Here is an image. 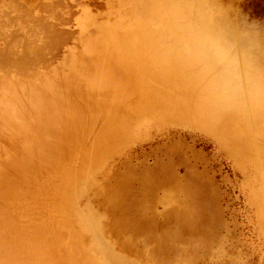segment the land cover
<instances>
[{
  "label": "bare ground",
  "instance_id": "6f19581e",
  "mask_svg": "<svg viewBox=\"0 0 264 264\" xmlns=\"http://www.w3.org/2000/svg\"><path fill=\"white\" fill-rule=\"evenodd\" d=\"M215 6L211 0L111 1L106 18L86 13L79 20V49L50 74L25 77L36 69L31 54L39 58L30 59L34 64L41 61V45L30 57L31 51L12 57L13 43L0 47V71L11 73L0 83V264H103V244L95 247L91 239L94 226L121 253L141 259L145 251L134 237L145 223L155 230L154 218L172 223L164 234L199 227L195 196L209 185L205 174L191 175L195 187L170 164L142 168L134 186L139 171L126 165L148 131L160 136L178 126L215 136L245 176L243 189L264 234L259 41L229 25ZM60 33L43 49L61 43ZM83 195L99 214L80 215ZM163 233L158 237L169 236ZM145 254L142 261L151 264L153 256Z\"/></svg>",
  "mask_w": 264,
  "mask_h": 264
},
{
  "label": "rangeland",
  "instance_id": "374dc122",
  "mask_svg": "<svg viewBox=\"0 0 264 264\" xmlns=\"http://www.w3.org/2000/svg\"><path fill=\"white\" fill-rule=\"evenodd\" d=\"M111 1L113 3L115 0H0V47L5 45L2 50H7V43L15 44L9 46L10 51L12 57H19L31 49L37 50L36 47L41 45L39 47L42 49H39L42 50L41 57L44 61L41 58L37 62L39 58L32 51L29 52L28 57L32 55L31 58L37 59L35 64L31 61L33 59H28L31 68L36 69L29 68L31 73L27 71L25 77L27 74H50L56 68L65 67L73 52L79 49V20L86 13L92 14L97 20L106 18L111 14ZM211 1L216 5L215 13L222 12L229 25L250 31L258 38L259 46L254 53L258 62L264 65V0ZM57 30L65 36L64 40L61 43L53 42V46L50 45L52 47L46 48L48 45H45L44 50L42 44L53 38L54 31ZM10 51L8 49L4 54H9ZM9 69L15 70L11 67ZM1 72L3 71H0V83L9 78L5 75L11 76L10 72ZM16 76L20 81L27 79L23 78L24 75L22 78L19 74ZM178 127L172 129L171 134L164 133L160 136L155 129L148 131V136L145 135L133 145L126 165L131 162L136 166V171L142 168V171H146L155 167L163 170L170 164V168L182 182L195 187L197 182L190 178L191 175L205 174L209 185L202 187L198 196H195V202L200 206L199 227L193 230L179 227L170 229L172 234L171 231L164 234L166 225L172 223H161V220L154 218L159 222L155 230L148 229L149 225L145 223L136 233L134 243L137 250L151 253L153 264H264V234L259 224V211L249 201L243 189L245 176L234 167L225 150L220 149L212 133L190 125ZM180 143L183 146L178 147ZM175 145L177 147L173 148ZM140 175L141 171L132 175L134 186L139 184ZM84 197L86 195L78 203L80 215L99 214L97 207ZM157 208L161 209L162 204L157 203ZM161 233L169 236L158 237ZM91 239L95 247L103 244L104 248L98 253V260L103 264H146L142 261L145 253L141 254V259L121 253L115 241L101 233L96 226L91 233Z\"/></svg>",
  "mask_w": 264,
  "mask_h": 264
}]
</instances>
